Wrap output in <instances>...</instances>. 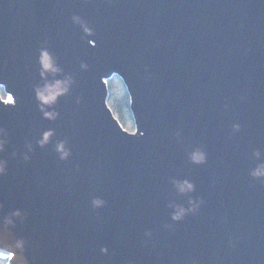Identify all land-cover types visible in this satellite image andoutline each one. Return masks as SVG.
Returning a JSON list of instances; mask_svg holds the SVG:
<instances>
[{"label":"water","instance_id":"95a60500","mask_svg":"<svg viewBox=\"0 0 264 264\" xmlns=\"http://www.w3.org/2000/svg\"><path fill=\"white\" fill-rule=\"evenodd\" d=\"M115 75L133 131L108 105ZM0 88V218L26 214L0 231L6 264H264V182L248 174L264 160V0H0ZM172 178L204 200L181 222Z\"/></svg>","mask_w":264,"mask_h":264},{"label":"clouds","instance_id":"9594fccd","mask_svg":"<svg viewBox=\"0 0 264 264\" xmlns=\"http://www.w3.org/2000/svg\"><path fill=\"white\" fill-rule=\"evenodd\" d=\"M73 22H79L80 18L76 15L72 17ZM42 71H41V77L44 78V72L47 71L52 67L50 57L45 52L43 59H42ZM86 65L81 64L82 69H86ZM36 96L38 101H40L41 105H50L55 102L56 97L60 95V92H57L54 90L52 85L45 83L43 86L38 85L35 89ZM77 103H79V100H77ZM41 111L44 113V116L46 118H54L57 113H52L46 111L43 107H41ZM241 128V125L239 123H234L232 125V129L235 132H239ZM51 135V132L44 133V139L42 141H38L41 145L47 142L48 136ZM7 132L0 128V151L4 150V147L7 143L6 140ZM177 138L180 137V132L177 131L176 133ZM28 151L31 152V146H28ZM57 155L59 157V160L65 161L69 158L71 155L70 149L64 148V142H59L57 146ZM15 155V153H13ZM252 156L260 161L256 164V166L249 170V176H251L253 179L260 180L261 182H264V160H261V152L259 150H254L252 152ZM194 160V162L198 164H206L208 160V154L206 151H200L197 155L190 157ZM23 159L27 162L30 157L27 155V153L24 154ZM8 170V161L2 160L0 161V175L7 174ZM170 183L172 184L173 188L175 189L177 195L180 196H187V206L184 204L176 203L175 201H170L167 204V207L171 210L169 215L172 222H181L185 219V217L189 215H195L199 212L201 205L204 203V200L202 197H193L191 194L196 191V185L194 182H192L189 179L184 180H177L175 178H172L170 180ZM107 204V201L104 199H101L99 197H93L91 199V206L93 209H100L105 207ZM25 213H22L19 209H16L8 214L7 217L4 218V224L6 226H15V219H21L23 220L25 218ZM165 227H171V225L166 224ZM146 237L151 238L152 232L151 230H148L144 233ZM19 245L21 247V252L24 251L25 247V241L22 239L19 242ZM109 249L106 246H102L100 248V253L103 255H108Z\"/></svg>","mask_w":264,"mask_h":264},{"label":"trees","instance_id":"16d2710c","mask_svg":"<svg viewBox=\"0 0 264 264\" xmlns=\"http://www.w3.org/2000/svg\"><path fill=\"white\" fill-rule=\"evenodd\" d=\"M108 84V105H110L114 116H116L121 125L126 130H135L134 116L131 111L130 94L126 89L125 83L122 79L115 75L107 81ZM0 94L3 98L6 97V93L3 88H0ZM7 260L0 258V264H6Z\"/></svg>","mask_w":264,"mask_h":264},{"label":"snow or ice","instance_id":"6c2138e0","mask_svg":"<svg viewBox=\"0 0 264 264\" xmlns=\"http://www.w3.org/2000/svg\"><path fill=\"white\" fill-rule=\"evenodd\" d=\"M143 133H141L142 135ZM6 175V174H5ZM4 175H0V177H3ZM7 226L4 224V221L2 218H0V231L6 230Z\"/></svg>","mask_w":264,"mask_h":264}]
</instances>
